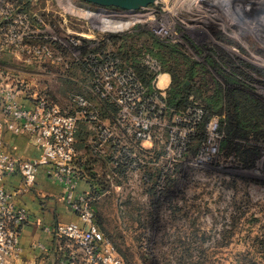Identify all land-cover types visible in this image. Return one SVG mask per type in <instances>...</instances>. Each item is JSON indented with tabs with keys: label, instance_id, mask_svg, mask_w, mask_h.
<instances>
[{
	"label": "rangeland",
	"instance_id": "374dc122",
	"mask_svg": "<svg viewBox=\"0 0 264 264\" xmlns=\"http://www.w3.org/2000/svg\"><path fill=\"white\" fill-rule=\"evenodd\" d=\"M85 6L97 14H88ZM1 11L8 16L5 25L26 14L42 35L82 38L76 50L83 56L68 58L69 68L26 60L9 49L0 51V71L37 85L67 109L73 93L91 95L84 56L101 46H111L120 54L128 48L156 54L171 83L172 78L193 83L203 96L213 95L218 83L227 87L234 78L237 86L264 102V0H157L135 11L142 19L124 27L110 25L109 18L102 21L97 15L132 12L84 0H0ZM159 24L166 33H157ZM109 36L108 45L103 39ZM93 37L104 38L97 45L92 44ZM155 38L162 44L156 45ZM59 49L65 56L72 54ZM192 62L197 64L193 75ZM83 127L82 135L89 141L93 132ZM247 134L235 150H220L208 162L194 164L190 159L179 165L173 181L159 193L154 181L144 177L153 171L156 179L153 166L119 178L120 188L108 182L100 195L93 197L91 191L96 223L125 264H264V141ZM252 147L257 155L247 156L244 150ZM161 151L157 147L154 157ZM87 173L100 182L109 181L111 175L106 162L100 161ZM62 252L55 264H85L80 253L73 262L70 248Z\"/></svg>",
	"mask_w": 264,
	"mask_h": 264
},
{
	"label": "built area",
	"instance_id": "2783aa9c",
	"mask_svg": "<svg viewBox=\"0 0 264 264\" xmlns=\"http://www.w3.org/2000/svg\"><path fill=\"white\" fill-rule=\"evenodd\" d=\"M4 16L1 11L0 51L9 49L17 57L64 64V68L71 65L68 58H82L76 50L83 44L81 37L42 35L26 14L5 25L8 16ZM159 25L157 33H166V27ZM93 38L92 44L98 45L104 37ZM59 47L72 54L65 56ZM84 57L91 95L73 93L69 109L37 85L19 79L0 83V264H37L36 258L25 255L21 236L29 221L24 200L39 189L42 175L62 188L61 201L78 218L58 223L54 231L59 240L68 243L70 260L76 262L80 253L85 264H125L96 223L92 197L78 190L85 178L83 165L77 163L83 154L76 148L81 125L93 132L89 139L93 153L111 157L113 167L125 169L127 176L152 166L162 170L159 190L165 188L167 176L175 177L176 168L187 160L208 162L220 154L223 137L217 118L207 123L206 139L198 143L203 109L191 107L186 113H176L168 107L165 98L170 85H159L165 71L158 55L144 51L139 57L154 74L152 92L134 67L115 55L113 47ZM16 143L26 145L36 155L21 152ZM157 147L162 151L154 157ZM36 248L39 256L46 251L43 244Z\"/></svg>",
	"mask_w": 264,
	"mask_h": 264
},
{
	"label": "trees",
	"instance_id": "16d2710c",
	"mask_svg": "<svg viewBox=\"0 0 264 264\" xmlns=\"http://www.w3.org/2000/svg\"><path fill=\"white\" fill-rule=\"evenodd\" d=\"M116 39L113 37V40ZM109 40V41H108ZM107 42L108 45L110 41L112 40V36H109ZM106 41V40H104ZM156 45L162 44L159 39L155 38ZM115 46V45H113ZM106 49L105 47H97L91 49L88 53L92 51H99ZM174 50H176L174 46ZM144 51H134L130 50L129 48L123 53L120 54L119 50L114 49L115 55L121 57L125 62L132 65L134 69L136 70L139 78L145 83L147 90L149 92L154 91L153 86V79L154 74L149 72L146 67H144L139 60V57L142 56ZM87 53V54H88ZM195 66L197 64L191 63L190 69L192 70V75L195 73ZM14 77H11L9 73L6 71H0V83L4 82H11L13 81ZM177 79V78H176ZM174 78H172V83L170 87L167 90L166 95V102L170 109L174 110L176 113H186L188 109L191 107H201L204 112V116L202 118V121L199 124L198 133L196 135V141L198 143L203 142L206 139L205 130L207 123L211 120L212 117L217 116L219 118V124H220V133L223 135V138L221 140L220 144V150H235L237 148L238 143L240 142V137L243 138V135H248L247 133H252V135L256 136V140H259L258 142L264 141V102L261 101L258 97H256L253 93H250L247 90H244L243 88L236 85L234 78L232 79V83H228L227 87H223L220 83L217 84V89L215 88L213 90V95H205L203 96V92L200 90V88L195 87L193 83L189 85H185V82H181L177 79V81ZM16 81V80H15ZM174 83V84H173ZM199 97H203V100L198 101ZM85 125H81L79 127L78 133H77V151L81 154L78 158L77 163L79 165H83L81 167L84 168V171L82 174L84 177L89 179H93L95 185L98 186V188L94 189V195L102 193L106 186L111 184H115L118 186H122L121 179H124L126 174L125 169H115L113 167V160L109 156H100L97 154H94L91 148V144L87 139V136L82 135L81 128ZM87 127V126H86ZM88 128V127H87ZM89 130V129H88ZM81 142V143H80ZM83 146L84 149H81L79 145ZM251 144V143H250ZM253 145V143L251 144ZM79 146V147H78ZM247 156L251 155H257V149L256 147H252L251 150H244ZM93 155V156H91ZM88 156V157H87ZM81 160H86L84 164H81ZM100 162H106V164L109 167V170L111 172V175L108 177L109 181L106 182H100L96 176L91 178L87 172H89L93 167L97 166V164ZM151 171V170H149ZM156 171V169L154 170ZM153 172V171H152ZM152 172L149 174L146 172L144 177L147 179L148 182L154 181L155 189L159 193L161 190H159V181L161 180L163 176V171L160 169H157V176L156 179H153ZM87 175V176H86ZM173 181L171 176H167L166 179V186L164 189L168 188V185ZM109 182V183H108ZM93 196V195H92ZM91 196V197H92ZM98 225V224H97ZM99 227V225H98ZM100 229V228H99ZM101 230V229H100ZM102 232V231H101ZM103 233V232H102ZM104 234V233H103Z\"/></svg>",
	"mask_w": 264,
	"mask_h": 264
},
{
	"label": "crops",
	"instance_id": "0c3cea01",
	"mask_svg": "<svg viewBox=\"0 0 264 264\" xmlns=\"http://www.w3.org/2000/svg\"><path fill=\"white\" fill-rule=\"evenodd\" d=\"M166 74L168 76H165ZM165 75L160 78L159 85L161 86L162 83L163 86L168 87L171 85V76L168 72H165ZM16 145L19 146L21 152L36 155L26 145L21 143H16ZM95 184L93 179H89L87 176L79 183L78 190L91 196L93 188H98ZM111 185L116 188L121 187L115 184ZM61 191L60 186L52 182L47 176L42 175L39 189L24 200L29 221L22 229L21 247L27 257L37 259V264H55L56 259L62 255L63 249L66 250L65 244L54 233L58 223L78 221L77 216L61 201ZM46 228H49L50 231H46ZM38 244H43L46 248L44 254L40 256L39 250L36 248Z\"/></svg>",
	"mask_w": 264,
	"mask_h": 264
},
{
	"label": "water",
	"instance_id": "95a60500",
	"mask_svg": "<svg viewBox=\"0 0 264 264\" xmlns=\"http://www.w3.org/2000/svg\"><path fill=\"white\" fill-rule=\"evenodd\" d=\"M92 4L102 6H117L123 11H138L157 2V0H90Z\"/></svg>",
	"mask_w": 264,
	"mask_h": 264
},
{
	"label": "bare ground",
	"instance_id": "6f19581e",
	"mask_svg": "<svg viewBox=\"0 0 264 264\" xmlns=\"http://www.w3.org/2000/svg\"><path fill=\"white\" fill-rule=\"evenodd\" d=\"M85 2H87V3H89V4H92L91 2H90V0H84ZM109 8H118V9H120L119 7H117V6H108ZM84 10L88 13V14H97V13H95L92 9H90L88 6H85V8H84ZM128 12H132L131 14H129V15H121V14H119V15H115V14H111L110 13V15H115V16H117V17H112V16H109V15H107V14H105V13H101L100 12V14H98L97 16L100 18L99 20H102V21H105V18H109L110 20H107L108 21V23L110 24V25H115V24H117V25H119V26H122V27H124V26H131V23L135 20V19H137L138 18V20L139 19H142V15L140 14V13H135V11H128ZM104 15H107V16H104ZM121 27V28H122ZM165 75V74H164ZM163 76V75H162ZM161 76V77H162ZM165 76H168L167 74L165 75ZM160 83V82H159ZM164 84H162L161 83V86H163Z\"/></svg>",
	"mask_w": 264,
	"mask_h": 264
}]
</instances>
